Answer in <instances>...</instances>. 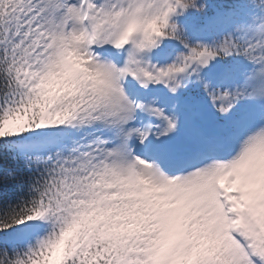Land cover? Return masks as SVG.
Returning a JSON list of instances; mask_svg holds the SVG:
<instances>
[{
	"label": "snow or ice",
	"instance_id": "6c2138e0",
	"mask_svg": "<svg viewBox=\"0 0 264 264\" xmlns=\"http://www.w3.org/2000/svg\"><path fill=\"white\" fill-rule=\"evenodd\" d=\"M0 264H264V0H0Z\"/></svg>",
	"mask_w": 264,
	"mask_h": 264
}]
</instances>
